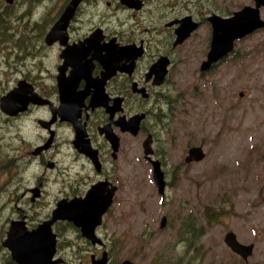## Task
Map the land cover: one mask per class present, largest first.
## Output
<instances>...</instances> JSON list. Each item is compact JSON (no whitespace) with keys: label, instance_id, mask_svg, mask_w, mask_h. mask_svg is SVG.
<instances>
[{"label":"flooded vegetation","instance_id":"1","mask_svg":"<svg viewBox=\"0 0 264 264\" xmlns=\"http://www.w3.org/2000/svg\"><path fill=\"white\" fill-rule=\"evenodd\" d=\"M24 1L0 0V86L4 89L0 98L14 88H25L16 111L7 113L0 107V118L13 127L19 122L20 128L28 119L36 141L25 150V175L12 178L15 193L5 196L3 211L9 204L12 212L1 229L0 264H135L133 255L120 258L119 249L127 247L126 236L109 222L127 195L128 161L123 152L133 157L136 137H144L142 142L151 137L152 153L143 157L151 173V160L160 161L169 184L166 148L159 135L174 109L165 91L170 87L174 50L203 27L210 48L208 17L226 15L208 9L213 8L209 0H47L46 7L36 5L39 18H25L29 11L22 12ZM247 5H254V0ZM180 27L191 30L175 43ZM55 29L57 33L52 32ZM49 32L56 37L47 43ZM158 68L162 72L156 73ZM21 99L27 102L22 104ZM140 114L136 135L122 129L120 121ZM108 134L117 138L116 149ZM193 146L200 145L187 147L184 162ZM96 185H100V198L112 194L110 203L99 220L91 217L83 228L73 219L78 218L77 210L69 206L83 200ZM60 205L67 206L62 214L57 212ZM12 222L17 224L13 245L33 239L44 248L39 260L34 259L41 263H19L12 257L5 245Z\"/></svg>","mask_w":264,"mask_h":264},{"label":"rangeland","instance_id":"2","mask_svg":"<svg viewBox=\"0 0 264 264\" xmlns=\"http://www.w3.org/2000/svg\"><path fill=\"white\" fill-rule=\"evenodd\" d=\"M46 1L25 0V18H39V7H46ZM208 3L213 7L208 9L229 16L252 0ZM260 16L264 20V7ZM207 32L205 27L198 29L174 50L170 87L165 89L174 109L159 135L169 172L164 196L143 157L144 137H136L133 157L123 152L129 185L109 222L128 237L127 247L119 249L120 258L133 255L135 264H264V28L236 40L222 61L201 73V61L209 51ZM3 90L0 86V95ZM18 125H5L0 118V234L12 212L9 204L3 211L5 196L15 193L12 178L25 175V150L36 141L28 119L21 128ZM188 144L202 146L205 157L186 164ZM163 216L166 225L160 228ZM187 218L200 228L193 251L179 240ZM228 231L241 243L254 244L246 260L224 243Z\"/></svg>","mask_w":264,"mask_h":264},{"label":"water","instance_id":"3","mask_svg":"<svg viewBox=\"0 0 264 264\" xmlns=\"http://www.w3.org/2000/svg\"><path fill=\"white\" fill-rule=\"evenodd\" d=\"M79 0H75L77 3ZM140 2V1H139ZM264 6V0H254V5H244L239 10L233 11L231 15L222 17L217 14L210 15L208 20L212 26V36L210 42V48L207 53L206 59L201 63L200 70L206 71L208 70L212 64L218 62L220 59L224 58L234 49V43L236 40L244 37L246 34L253 32L256 29L264 28V20L260 16V7ZM61 19V18H60ZM60 20L56 23V27L60 24ZM53 30V29H52ZM191 27L188 29L180 27L177 31V37L175 43H180L182 40L189 34ZM53 33H57V29L52 31ZM52 32L48 33L45 37V41L49 43L52 39ZM55 35V34H54ZM53 38V39H54ZM125 51L124 49L120 50ZM158 63V62H157ZM163 63V62H162ZM160 65V64H159ZM165 63L163 64L162 70L165 68ZM156 66V65H155ZM156 73H159L160 68L155 70ZM162 72V71H161ZM161 77V76H160ZM163 77V76H162ZM25 91V88L19 86L10 90L6 95L0 98V107L5 110L7 113H14L16 111L17 100L20 98V92ZM61 93V89H60ZM62 94V93H61ZM60 94V95H61ZM25 97V96H24ZM24 99H21V101ZM27 100L25 99L22 104H25ZM18 108V107H17ZM22 108V107H21ZM15 110V111H10ZM142 119V114L136 115L134 119L129 121H120L122 129L129 130L133 134H137L139 130L140 121ZM112 134V133H111ZM109 135L108 137L111 143L114 146V149L117 147V138L115 135ZM143 154L148 156V154L152 153L151 149V137H148L142 142ZM204 151L201 146H193L188 149V154L185 157V162H198L204 158ZM150 159V157H148ZM152 162V178L154 184L156 185L157 191L160 195L164 194L166 182L164 179V173L161 169V164L159 160H151ZM100 185L93 186L88 192L86 197L80 201H74L69 206L71 210H77V215L74 216L78 218H73L77 221V224H81L84 228V223L86 220H90L91 217H97L99 220L101 215L104 213L106 208L109 205V201L111 199V195H102L100 198ZM97 201H95V199ZM97 203V205L91 206V204ZM73 204V205H72ZM67 207V206H66ZM66 207L60 205L57 209V212L62 214V210H65ZM87 207V208H86ZM92 207V208H91ZM93 209V210H92ZM92 210V211H91ZM74 211V210H73ZM83 212V213H82ZM73 213V212H72ZM95 213V214H94ZM58 215V214H57ZM166 216H163L160 221V228H163L166 225ZM43 226V225H42ZM48 226V224H46ZM17 224L11 223L8 237L5 240V245H7L11 251L12 257L19 263H30L36 262L41 263L39 260V254L44 251L41 245H35L31 242V238L28 240L29 242H25V245L18 243L16 246L13 245V242L17 240L15 238ZM43 228V227H41ZM14 236V238H13ZM37 240V239H36ZM224 243L226 246L235 254L240 256L243 260H246L253 251V243L244 244L238 241L236 234L233 231H228L224 235ZM27 241V240H26ZM36 242V241H35ZM33 243V244H32ZM41 244V243H40ZM41 258V257H40ZM46 260V258H45ZM43 263V262H42ZM123 264H130L129 261L124 262Z\"/></svg>","mask_w":264,"mask_h":264},{"label":"trees","instance_id":"4","mask_svg":"<svg viewBox=\"0 0 264 264\" xmlns=\"http://www.w3.org/2000/svg\"><path fill=\"white\" fill-rule=\"evenodd\" d=\"M209 218V217H208ZM200 232V228L196 225H191L190 224V220L189 218H187L184 221L183 227L182 229H180L179 232V240H181V242H184L186 245V250L191 248V251L196 250L197 246H196V239L198 240V234ZM172 249V247H171ZM163 255H161L162 257ZM167 260V262H169L168 258H164Z\"/></svg>","mask_w":264,"mask_h":264}]
</instances>
